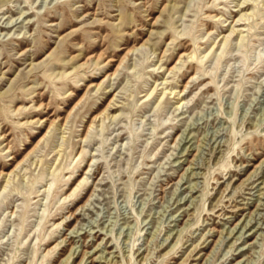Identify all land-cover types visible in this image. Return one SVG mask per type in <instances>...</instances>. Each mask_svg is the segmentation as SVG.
Here are the masks:
<instances>
[{
    "label": "rangeland",
    "instance_id": "1",
    "mask_svg": "<svg viewBox=\"0 0 264 264\" xmlns=\"http://www.w3.org/2000/svg\"><path fill=\"white\" fill-rule=\"evenodd\" d=\"M0 264H264V0H0Z\"/></svg>",
    "mask_w": 264,
    "mask_h": 264
},
{
    "label": "bare ground",
    "instance_id": "2",
    "mask_svg": "<svg viewBox=\"0 0 264 264\" xmlns=\"http://www.w3.org/2000/svg\"><path fill=\"white\" fill-rule=\"evenodd\" d=\"M144 45V44H143ZM142 45V46H143ZM135 50H137V47H132L131 49H129L127 52H126V54L123 56V58L121 59V61H120V63H119V66L123 63V61L131 54V53H133ZM98 86V85H97ZM260 165H262V163L260 164ZM257 166L256 168L257 169H259L260 167H262V166ZM256 168H255V170L254 171H252V173L246 178V180H244V182L245 181H248V180H250L254 175H256ZM258 175V174H257ZM243 182V183H244ZM228 187H229V183H228ZM237 187H239V185L237 186ZM223 196V195H222ZM221 199V198H220ZM239 209V208H238ZM241 209V208H240ZM223 214V213H222ZM193 217V216H192ZM235 229V228H234ZM232 232H234V231H232ZM222 237V236H221ZM176 243V242H175ZM219 244V243H218ZM99 251H101V250H99ZM103 253H104V251H103ZM74 254H75V252H72V253H70V255L67 257V259H66V263L68 262V263H70V260H71V258L74 256ZM101 255H102V253H101ZM87 256V254L85 253L84 254V257H86ZM106 256V255H105ZM83 257V258H84ZM104 256H99V258H103ZM88 258H90V256H88L87 258H86V260L84 261V263L87 261V259ZM98 258V257H97Z\"/></svg>",
    "mask_w": 264,
    "mask_h": 264
}]
</instances>
